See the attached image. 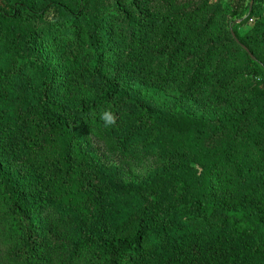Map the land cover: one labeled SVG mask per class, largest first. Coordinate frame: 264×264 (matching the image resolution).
I'll return each instance as SVG.
<instances>
[{"label":"trees","instance_id":"trees-1","mask_svg":"<svg viewBox=\"0 0 264 264\" xmlns=\"http://www.w3.org/2000/svg\"><path fill=\"white\" fill-rule=\"evenodd\" d=\"M64 1L0 0V264H264V0ZM135 81L223 117L154 112ZM144 134L177 162L114 198L94 148Z\"/></svg>","mask_w":264,"mask_h":264},{"label":"rangeland","instance_id":"rangeland-1","mask_svg":"<svg viewBox=\"0 0 264 264\" xmlns=\"http://www.w3.org/2000/svg\"><path fill=\"white\" fill-rule=\"evenodd\" d=\"M65 0L64 2H69ZM210 4H220L222 11L230 15L233 0H208ZM245 4L252 2L245 1ZM244 4V5H245ZM243 5V6H244ZM247 16V13L243 11V8L236 14L238 26L237 32L240 36L244 35L248 30L252 28L255 22L258 21V17L251 16L247 21H242ZM67 26L56 29L61 30ZM45 53L51 52V48L43 46ZM128 94L137 97L141 102L147 105L154 112H181L194 118H207L211 123L218 121L223 117V103L211 104L205 101H199L196 98L190 97L181 93L177 86L172 85L165 88L156 87L144 81H135L127 86ZM234 97H230L229 102L225 103V106L230 110H234L236 104H238L241 98L238 93L233 94ZM237 100L234 101V99ZM77 98H70L68 103L73 105L76 103ZM3 102V101H2ZM3 103H7L10 107H13L15 102L7 100ZM8 107V106H6ZM0 108H2L0 103ZM9 121V120H8ZM7 122V121H6ZM1 123L0 127L8 126ZM250 125L248 128H250ZM247 128V129H248ZM11 129V127H10ZM155 135L149 136L147 134L135 137L132 142L120 153H107L95 146L96 158L99 166H101L100 174L102 179L114 190V198L117 197L119 190L143 182L147 177L152 175L157 170L166 167L170 164L176 163L177 160L164 152L156 146ZM1 142V140H0ZM248 166L240 169V174L251 172ZM239 175H223L217 182L216 198L222 195H228L232 192V185L238 179Z\"/></svg>","mask_w":264,"mask_h":264},{"label":"clouds","instance_id":"clouds-1","mask_svg":"<svg viewBox=\"0 0 264 264\" xmlns=\"http://www.w3.org/2000/svg\"><path fill=\"white\" fill-rule=\"evenodd\" d=\"M101 119L104 121L105 127L114 126L116 124V116L110 110L104 111Z\"/></svg>","mask_w":264,"mask_h":264}]
</instances>
